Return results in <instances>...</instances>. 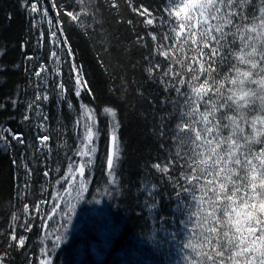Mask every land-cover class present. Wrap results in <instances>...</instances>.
<instances>
[{
	"label": "trees",
	"instance_id": "1",
	"mask_svg": "<svg viewBox=\"0 0 264 264\" xmlns=\"http://www.w3.org/2000/svg\"><path fill=\"white\" fill-rule=\"evenodd\" d=\"M249 2L254 6H245L249 20L238 22L242 28L258 24L252 16H259L264 8V0ZM43 3L62 29L60 48H70L71 54L59 51L62 73L57 84L63 83L65 98L52 92L41 106L42 119L36 121L30 118L29 107L37 95L35 73L48 60L39 49L41 32L33 27L25 0H0V137L11 142L8 151H0V264H201L210 249L201 235L204 228L197 226L199 217L190 215L197 211L196 202L189 196L185 203L184 194L179 200L176 196L188 186L181 174L192 160L184 156L175 136L169 138L170 122L174 127L179 121L172 120L176 110L169 103L175 96L165 90L171 81L161 79L168 64L151 76L145 61L160 44L163 29L158 27V13L165 7L163 0ZM145 7L151 16L139 15ZM67 11L78 19L72 21ZM147 19H153V25ZM43 52L46 56L50 50ZM171 54L173 59L178 55ZM163 59L153 61L161 64ZM73 64L76 71L70 78ZM77 74L90 89L82 91L79 99L74 95ZM106 108L116 112L122 149L111 174L106 146L113 118ZM254 115L261 113H250L248 119ZM91 122L99 127L98 152L89 157L92 164L81 176L84 160L74 153L78 137L85 135L82 125ZM10 133L22 134L24 144L12 140ZM45 134L50 137L47 146L40 144ZM24 162L30 175L22 167ZM165 167L168 171L161 172ZM46 169H50L47 178ZM69 216L71 224L66 223ZM13 234L17 240L24 238L22 247L10 239Z\"/></svg>",
	"mask_w": 264,
	"mask_h": 264
},
{
	"label": "snow or ice",
	"instance_id": "2",
	"mask_svg": "<svg viewBox=\"0 0 264 264\" xmlns=\"http://www.w3.org/2000/svg\"><path fill=\"white\" fill-rule=\"evenodd\" d=\"M163 3L165 7L158 13L161 18L158 27L163 29L160 44L145 61L151 76L160 72L163 64H168L161 79L171 81L165 90L175 96L169 103L176 110L172 120L179 121L174 127L170 122L169 138L175 136L184 156L192 160V165L181 174L188 186H182L176 196L179 200L184 194L185 203L189 196L196 202L197 211L190 215L199 217L197 226L204 228L201 235L210 249L201 264H225L226 260L232 262L236 257H244L246 264H264V8L260 9L259 16H252L253 20H259L258 24L242 28V23L249 20L245 6H254L249 0H163ZM25 10L37 12L35 0L30 4L25 0ZM138 11L141 16H151L147 7ZM66 15L72 21L78 19L72 11H67ZM147 24L153 25V19H147ZM57 31L61 32L60 36ZM62 39V29L57 24L50 37L54 44L52 58H58V51L71 54L70 48H60ZM151 39L156 41L157 37L153 35ZM160 49H171L178 55L173 59L170 51ZM159 56L164 58L161 64L154 63L153 58ZM244 66L249 70L241 71ZM75 71L73 64L69 69L70 78ZM35 75L40 77L41 73L37 71ZM41 79L47 84L46 78ZM53 84L54 90L59 88L58 95L63 100V83L53 81ZM86 85L87 81H82L77 74L74 95L78 99L82 91L90 92ZM46 100L47 95H37L36 106ZM68 106L72 107L70 102ZM257 110L261 115L249 120L248 115ZM104 111L110 112L113 118L106 146V166L111 174L116 171L122 149L116 112L107 108ZM82 127L85 135L78 137L79 147L74 153L84 160L79 169L81 176L85 166L92 164L89 157L98 152L99 140L96 122ZM10 134L12 140L24 144L22 134ZM0 139L4 140L0 151H8L11 142L4 137ZM49 139L47 134L43 135L40 144L47 146L45 142ZM22 167L26 174H31L26 162ZM155 167L160 168V165ZM49 171L44 172L46 178ZM160 171L166 172L168 168ZM24 187L27 197L28 186ZM178 222L184 224L183 220ZM66 223L71 224V216ZM10 239L21 247L25 243L24 238L17 240L14 234ZM56 239L59 241L61 237Z\"/></svg>",
	"mask_w": 264,
	"mask_h": 264
},
{
	"label": "rangeland",
	"instance_id": "3",
	"mask_svg": "<svg viewBox=\"0 0 264 264\" xmlns=\"http://www.w3.org/2000/svg\"><path fill=\"white\" fill-rule=\"evenodd\" d=\"M37 8L38 11L37 12H32V16H33V27L36 29H39V31L41 33H43V37L41 38V33H40V45H39V49L42 52V56L44 58H48V60H46L45 62L42 63L41 65V70H39V72L41 73V76L38 77L36 76L35 79V84H34V89L37 91V95H47L48 96V100L46 101H40L39 102V107L36 106V102H35V98L34 97L32 99V108H31V116L30 118H34L36 121H40L43 117V110H42V105L46 104L49 100H50V95H52L51 93L56 91V92H60L59 88H55L54 90V84L53 81L56 82V84L58 83V78L60 77L62 71V60L60 61L59 59V51L57 52V56L58 58H52L51 57V51L54 48V44L52 43V41L50 40L51 37V31L54 30L56 24L54 23V21L52 20L49 11L47 10V7L45 5V3L42 4H37ZM45 9H46V14H45ZM47 31V39L48 42L47 44L45 43V32ZM57 35L60 36L59 31H57ZM47 46L45 49L44 47ZM50 50L49 54H47L45 56V52H43V50ZM41 77L46 78L47 80V84H45ZM57 80V81H56ZM36 95V96H37ZM45 120V119H44ZM78 181L79 178H78ZM40 205H42V203H40ZM43 206H39V209H42ZM233 264H246V259L244 257H236L235 261L233 262ZM256 264H258V262H256Z\"/></svg>",
	"mask_w": 264,
	"mask_h": 264
}]
</instances>
